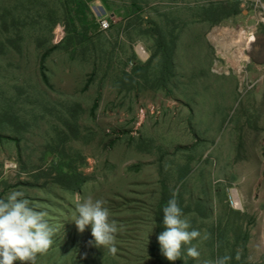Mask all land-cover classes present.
Returning a JSON list of instances; mask_svg holds the SVG:
<instances>
[{
	"label": "rangeland",
	"instance_id": "374dc122",
	"mask_svg": "<svg viewBox=\"0 0 264 264\" xmlns=\"http://www.w3.org/2000/svg\"><path fill=\"white\" fill-rule=\"evenodd\" d=\"M82 1L88 9L82 21L73 11L76 28L67 13L76 0H0V198L19 190L48 213L53 244L36 264H209L224 255L229 264H264V120H242L239 92L231 104L237 80L211 72L206 35L213 22L232 23L238 4L252 15L255 0ZM110 16L119 21L100 31L98 20ZM163 38L175 42L173 66L158 48ZM136 42L149 49L148 62L135 57ZM61 156L86 178L80 194L58 181L52 164ZM233 188L240 209L231 206ZM177 189L189 230L211 238L169 262L157 236ZM87 195L105 200L120 227L115 255L94 245L90 225L81 233L72 221ZM191 246L199 259L187 255Z\"/></svg>",
	"mask_w": 264,
	"mask_h": 264
},
{
	"label": "clouds",
	"instance_id": "9594fccd",
	"mask_svg": "<svg viewBox=\"0 0 264 264\" xmlns=\"http://www.w3.org/2000/svg\"><path fill=\"white\" fill-rule=\"evenodd\" d=\"M178 195V189L173 191L163 207L164 230L157 236L160 252L169 262L180 260L183 247L191 245L193 240L207 241L211 238L207 231L189 230L191 224L178 204ZM105 205V200L87 195L77 200L72 221L81 233L90 225L94 245L115 255L116 235L120 227L111 219V212ZM47 215L46 211L35 210L22 191L12 190L6 198H0V264H36L38 256L48 253L55 229L49 225ZM187 255L199 259L200 252L191 246L187 248ZM231 259L230 255H224L209 264H229Z\"/></svg>",
	"mask_w": 264,
	"mask_h": 264
},
{
	"label": "built area",
	"instance_id": "2783aa9c",
	"mask_svg": "<svg viewBox=\"0 0 264 264\" xmlns=\"http://www.w3.org/2000/svg\"><path fill=\"white\" fill-rule=\"evenodd\" d=\"M252 13L243 22L217 24L207 33V40L214 53L211 72L217 76L235 77L238 82L239 93L243 96L253 90L262 80V78L251 80L249 73L252 62L251 54L257 40V34L260 28L264 27V2L262 0L254 1ZM118 21L119 19H115L114 16L100 18L98 20L99 30L102 32L109 31L112 24ZM63 36V28L59 27L56 43H60ZM133 49L140 62L149 61L151 55L145 44L136 42ZM4 167L15 169V165L10 162H6ZM235 193L237 190L231 189L229 199L232 208L239 209L236 206Z\"/></svg>",
	"mask_w": 264,
	"mask_h": 264
},
{
	"label": "trees",
	"instance_id": "16d2710c",
	"mask_svg": "<svg viewBox=\"0 0 264 264\" xmlns=\"http://www.w3.org/2000/svg\"><path fill=\"white\" fill-rule=\"evenodd\" d=\"M76 1H77L76 7L72 11L70 10L71 8L67 10V13L69 14V17H70L69 21L72 23V25H74V27H76L77 22H76V19L74 17L75 13L73 14V11L77 10L76 8L81 9L82 13L80 14V18H78V21H82L81 17L84 16L86 9H88L87 2L82 1V0H76ZM63 2L65 3L64 7H68L70 5V2H75V0H63ZM133 8H134L133 11L135 14H138L141 11V8L139 6L134 5ZM240 14H242V10H240L239 4H238L237 7L233 10V12L230 13V15L236 16V15H240ZM84 26L86 27L87 25H84ZM172 36H173V34H172ZM76 37H77V33H75L74 36L71 35V37L68 38V39H70V43H69L70 46H72L74 48L77 46V44L79 42V40L76 39ZM67 40H65V41H67ZM159 41H162V43H159L158 48L160 49L161 46H163L164 57H167L169 59L168 62L171 64L173 62L172 61L173 60V50L175 48L174 40H172L170 43L164 41V38L159 40ZM60 45L61 44H59L57 47H54V49H57ZM61 47H63V44ZM47 53L42 57V62H41L40 68H41V76H42L43 82L45 84L49 85V79H48L47 74H46V66H45V62H44L46 57H48ZM135 57H136V55H135ZM171 66H173V63L171 64ZM134 67H135L134 71H136V70L138 71L140 69L137 66H134ZM98 107H99V98H96L94 103H93V106L91 108V115L95 114ZM2 138H4V137L0 136V139H2ZM52 166H53V169L57 173L58 181L63 182L65 180L66 185H65L64 189L66 191H69L72 194H76V193L80 194L81 193V190H82V187L86 181V178H83L81 175H78V174H76V172H73V170H71L72 168L69 169L70 164H68L66 162L65 158H63L61 156V158H59V161H54Z\"/></svg>",
	"mask_w": 264,
	"mask_h": 264
},
{
	"label": "crops",
	"instance_id": "0c3cea01",
	"mask_svg": "<svg viewBox=\"0 0 264 264\" xmlns=\"http://www.w3.org/2000/svg\"><path fill=\"white\" fill-rule=\"evenodd\" d=\"M243 7V4H241L240 8ZM249 12L246 10H242L241 16L243 17H237L239 15L235 16V19H226L230 22H243L249 17ZM234 16V15H233ZM226 22V21H225ZM228 22V21H227ZM223 22H213V26L217 24H221ZM260 31L257 34V40L253 47V56L251 54V65L249 68L250 78L251 80H258L259 78H262V80L258 83V85L248 92L245 95V102L242 107V112L240 114H246L247 117L242 116V120H256V122H259V120H264V39L262 38V34H260ZM264 33V32H263ZM207 35V34H206ZM237 82H234L230 89L233 91L232 93V100L231 104H234L233 102L236 100V96L238 95V86ZM259 124V123H258ZM236 130V129H235ZM249 130V128L247 129ZM250 132L246 134H242L244 136H250Z\"/></svg>",
	"mask_w": 264,
	"mask_h": 264
},
{
	"label": "bare ground",
	"instance_id": "6f19581e",
	"mask_svg": "<svg viewBox=\"0 0 264 264\" xmlns=\"http://www.w3.org/2000/svg\"><path fill=\"white\" fill-rule=\"evenodd\" d=\"M234 197H235V202H236V206H237V208H242V203H241V200H240V198L238 197V194L237 193H235L234 194Z\"/></svg>",
	"mask_w": 264,
	"mask_h": 264
}]
</instances>
